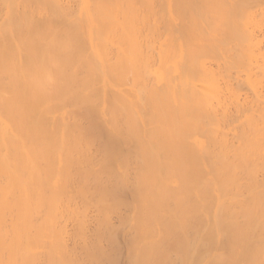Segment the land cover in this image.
I'll list each match as a JSON object with an SVG mask.
<instances>
[{"label": "bare ground", "instance_id": "bare-ground-1", "mask_svg": "<svg viewBox=\"0 0 264 264\" xmlns=\"http://www.w3.org/2000/svg\"><path fill=\"white\" fill-rule=\"evenodd\" d=\"M0 264H264V0H0Z\"/></svg>", "mask_w": 264, "mask_h": 264}, {"label": "rangeland", "instance_id": "rangeland-1", "mask_svg": "<svg viewBox=\"0 0 264 264\" xmlns=\"http://www.w3.org/2000/svg\"><path fill=\"white\" fill-rule=\"evenodd\" d=\"M122 212V213H121ZM130 212V210H129V208H126L125 210L124 209H121L120 211H118V212H113V216H114V218H113V221L114 222H117L118 220H119V218L122 216V215H126V214H128ZM117 216V217H116ZM122 237H120V239H121ZM122 251L124 252H122L123 254H121L122 255V257L124 258V255H125V251H124V249H122ZM124 260V259H123Z\"/></svg>", "mask_w": 264, "mask_h": 264}]
</instances>
